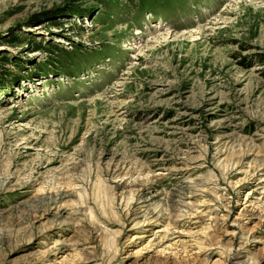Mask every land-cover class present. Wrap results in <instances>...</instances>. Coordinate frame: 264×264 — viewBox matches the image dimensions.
<instances>
[{
	"label": "rangeland",
	"instance_id": "obj_1",
	"mask_svg": "<svg viewBox=\"0 0 264 264\" xmlns=\"http://www.w3.org/2000/svg\"><path fill=\"white\" fill-rule=\"evenodd\" d=\"M259 56L264 0H0V264H264Z\"/></svg>",
	"mask_w": 264,
	"mask_h": 264
},
{
	"label": "trees",
	"instance_id": "obj_2",
	"mask_svg": "<svg viewBox=\"0 0 264 264\" xmlns=\"http://www.w3.org/2000/svg\"><path fill=\"white\" fill-rule=\"evenodd\" d=\"M65 9H69L71 12L73 11L72 12L73 14H75L77 16H80L82 18H84L85 15L86 16H89V12L71 10V9H73L71 7H66ZM77 10H78V8H77ZM60 23L61 22H55L54 25L55 26H60L61 25ZM13 37H14L13 38L14 40H12L11 42H6L5 45H15V46H18V45H21V44L24 43L23 40L16 39L15 36H13ZM36 44L37 45H34L33 46L34 47V52H43V53L44 52H48V50H47L48 47L46 45L44 46L42 42L41 43H36ZM75 47H76L75 49L81 50V48H79L77 46H75ZM54 48L57 49L56 50L57 51L56 55L58 56V58H63L66 55H68L69 52H70V51H68L66 49H60L57 46H54ZM48 55H47V58L44 60V62L42 64H40L38 66H36V65L33 66V69L36 70V75L37 76H41V77L47 78L51 74V72H52V73H55V74L59 73L61 75V77L62 76H65V77L66 76L74 77V74L71 71H69L67 69L65 70V68H62L60 60L54 59L52 57V55H51L50 52H48ZM259 59H260L261 63H264V57L263 56L262 57L259 56ZM54 62H56L57 64H55ZM19 82H20L19 79H15V80H11V81L5 82V83H6V85H9V86L12 85V86H14L15 84H17ZM1 84H2V82H0V86H1Z\"/></svg>",
	"mask_w": 264,
	"mask_h": 264
}]
</instances>
